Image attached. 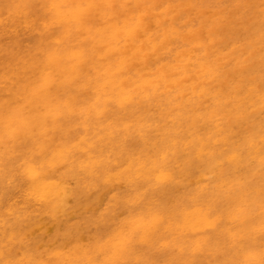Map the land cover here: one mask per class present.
Listing matches in <instances>:
<instances>
[{
  "label": "bare ground",
  "instance_id": "1",
  "mask_svg": "<svg viewBox=\"0 0 264 264\" xmlns=\"http://www.w3.org/2000/svg\"><path fill=\"white\" fill-rule=\"evenodd\" d=\"M30 1L12 0L7 12L17 24L37 22ZM38 1L44 28L55 32L41 57L20 58L0 76L11 97L0 102V144L9 141L11 158L20 140L40 139L41 153L53 147L40 166L28 160L20 170L25 199L44 206L58 233L46 250L42 236L13 255L18 236L47 222L37 215L6 222L0 264H195L201 257L264 264V77L256 75L264 19L246 31L248 12L259 5L263 13L264 0L225 8V0ZM204 13L215 21L203 25ZM178 40L193 51L186 55ZM16 81H23L17 93ZM62 129L67 140L54 146ZM98 182L109 190L94 195ZM190 183L196 187L186 199L180 190ZM124 185L131 192L124 209L104 212L98 233L60 229V218L102 205ZM14 195L0 191L3 211L19 213Z\"/></svg>",
  "mask_w": 264,
  "mask_h": 264
},
{
  "label": "rangeland",
  "instance_id": "2",
  "mask_svg": "<svg viewBox=\"0 0 264 264\" xmlns=\"http://www.w3.org/2000/svg\"><path fill=\"white\" fill-rule=\"evenodd\" d=\"M206 2H208L209 4L210 1L207 0ZM235 5L236 0H225L224 2H222V7L225 8L226 6H233ZM235 2V3H234ZM12 0H0V19H5L6 20V25L5 27H1L0 26V76L2 75V73L8 72L10 68L14 67L17 68L18 65L17 63L19 61L20 58H22L23 60L28 59L29 56L31 54H34L35 52H37L38 57H41L43 54L42 49L46 46V43H48V41L51 39V35L53 34V32H55V29L52 30H47L44 28V17L46 14L45 9L43 8V4L38 1V0H34V1H30L29 3H25V5H27L28 9H30L31 11V15H33L34 17H37L38 20L35 24H33L30 27H26L25 23L21 20L24 18H21L17 24V19L14 16V14H12V12H7L9 6L11 5ZM254 3V0H245V4H248V6H252ZM252 4V5H250ZM261 4V3H260ZM259 5H253V9L250 10L248 12V17L250 19L249 24H247L246 26V31H249L253 29V27H255V23L258 22V19L260 20V18L263 20L264 19V11L263 13L260 11V7H258ZM30 7V8H29ZM250 13V14H249ZM204 16H206V18H204L205 20L203 21V25H205L206 23H211L215 21V18H207L210 15L208 13H204ZM199 19H196L192 22L193 26H196V23L200 22L198 21ZM22 21V22H20ZM255 22V23H254ZM20 24V25H19ZM7 26H10L7 28ZM19 26V27H18ZM251 26V27H250ZM17 28L16 31H14V28ZM182 32L183 35H187V30L191 27L190 24L182 25ZM11 28L13 30H11ZM198 29V27H197ZM264 29V27H263ZM166 21L163 24V28H162V32L160 33L161 36V40L163 41V38L165 35L166 36ZM8 33H7V32ZM2 32V33H1ZM14 32V33H13ZM165 32V33H164ZM182 35V36H183ZM160 40V43L162 45V41ZM176 45L178 47L184 48L186 50V55L189 54L190 52L193 51L192 46L188 43V42H182V40H178ZM264 53L262 54V56L259 58L260 60V64H261V60L262 63L264 64ZM262 64V68H260L258 70V73L256 75H260V77H264V66ZM262 72H261V71ZM16 85L14 86L13 90L14 92H18L20 85H22V82H18L16 81ZM4 84V85H2ZM1 84L2 87H0V102H5L7 100H9L11 97L9 95V89L10 87L9 85V81H5ZM166 95V94H165ZM164 95V96H165ZM164 101L166 103V97H164ZM14 107H16V103L14 105ZM253 118H251L252 120ZM66 127V126H65ZM255 127H249L247 128V130L250 132H255L254 130ZM252 129V131H251ZM74 133L76 131L72 130ZM69 132L67 129H62L61 132L56 135L54 137V139L56 140L57 143H53V145L55 146L56 144H60L64 141L67 140L65 133ZM80 136V134H75L73 137H71V144L74 143L76 141V139ZM25 138V137H24ZM23 138V139H24ZM5 142L2 143L3 145L0 144V160H2L3 158H5V166L2 167L4 169V171L0 172V191H2L3 194H15L13 196L14 200L11 201V203H16V206H18V208L20 209L19 213L17 214H11V213H7L6 211H3L0 208V237L3 235V228H5L6 222H8L9 224L17 221V218L21 219V218H29L32 215H37V217L39 218H43L46 222H47V226L46 228H44L45 230L40 231L36 234H34L33 236H30L29 234L27 235V233L24 235L22 233L21 236H18V238H16L14 240V245H15V249L13 250V255L19 254L21 253V245L22 242H25L26 244H29L30 246L36 245V241L40 238H42L43 236V240L41 242V244H39V247H42L41 250H46L48 247H51L50 245H52L55 241H56V233H58V230L56 229L55 225H54V221L52 220L51 215L47 212V210H45L44 206H40V205H34V206H30V204L27 202L28 200L25 199V185L24 183V177L21 175V170H20V164H22L23 162H26L28 160H30V164L32 167L37 168L38 166H40L43 163V158L46 156L47 158L49 157L51 151H52V146H46V148H48L45 152L41 153V149H40V139H39V143H33V142H28V141H24V140H20V144L17 145V148L15 150L14 157H10L11 154V148H10V144L8 140H4ZM132 150H134L133 148H131ZM121 150V148L119 149ZM117 150V151H119ZM5 152V154H4ZM76 157H79L82 154H77L75 153ZM35 156V159L32 160V157ZM104 159L106 162V156H104ZM13 170L12 171V179H10V174H9V170ZM2 174V175H1ZM9 174V175H7ZM40 176L42 177V175L40 174ZM3 181V182H2ZM2 182V183H1ZM22 184V185H21ZM98 185L93 189V194H98V193H102V192H106L109 190L110 185L107 184H102L101 182L97 183ZM83 188H88L87 183L82 184ZM195 185L190 183L188 184L183 190H180V193H183L186 196V199H188V195H190V193L195 189ZM156 193H158V189H155ZM187 191V192H186ZM24 193V194H23ZM165 195H163L162 193L158 195L159 198H161V200L166 201L165 199L167 198L166 194V190L164 191ZM131 192L128 191V188L124 185L120 190H113L110 194H109V199H107L102 205H96L93 206L92 210L90 211H86L85 209L82 208H78L76 207V214H74L72 217H62L60 218V222L63 225L62 228L60 229H64V225L66 227H69L71 225H79L81 226L83 229L90 231V233H98L99 230L102 229V227L104 226V223L101 220L103 216V213L106 212V214L111 215L112 212H114V210L117 211H122L121 208L122 205V201L123 200H127L130 196ZM23 196V197H20ZM93 195V196H94ZM223 195V194H222ZM225 195V194H224ZM112 196H118V198L116 200H110L112 198ZM212 197V195H211ZM147 199V198H146ZM224 197H221V201H224ZM219 202V201H218ZM33 203V202H32ZM220 203V202H219ZM108 208V209H107ZM27 210V212L25 213V211ZM105 214V215H106ZM80 215V216H79ZM98 216V221L95 219V217ZM29 220L27 219L25 221V223H27ZM100 222V223H99ZM100 224V225H99ZM20 240V242H19ZM33 244V245H32ZM38 246V244L36 245ZM249 245L246 243V248H248ZM37 254V253H35ZM155 254H159V251H155L154 252V257ZM158 257V256H157ZM161 258V257H158ZM162 258H164V256L162 255ZM212 260V259H211ZM208 258H204L201 257L200 259L197 260V262L195 264H211L214 263V261H211ZM158 261L161 262V259H158Z\"/></svg>",
  "mask_w": 264,
  "mask_h": 264
}]
</instances>
